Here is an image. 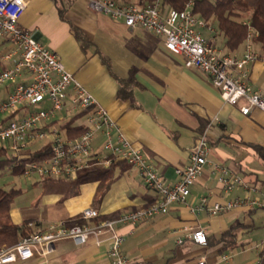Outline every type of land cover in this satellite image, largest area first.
I'll return each mask as SVG.
<instances>
[{"label":"crops","instance_id":"obj_1","mask_svg":"<svg viewBox=\"0 0 264 264\" xmlns=\"http://www.w3.org/2000/svg\"><path fill=\"white\" fill-rule=\"evenodd\" d=\"M125 1L146 4L152 0ZM70 2L62 17L53 0H29L18 26L33 31L59 54L67 69L107 109L125 137L143 152L165 182L178 179L176 168L188 164L191 146L208 131L209 162L192 186L188 201L172 204L167 213L141 222L135 228L121 226L126 255L134 264H196L201 256L209 264H258L256 255L259 257L264 243V171L256 167L255 157L264 160V155H259L254 145L264 148L263 112L253 108L245 115L240 110L241 103L225 102L207 74L187 68L184 58L171 53L163 38L151 30L123 25L92 10L87 0H82L84 6ZM205 34L223 52H243L244 44L231 50L226 47L222 34L208 31ZM120 80L128 83L126 96L119 95ZM248 83L253 89L264 91L261 60L249 65ZM66 102L63 113L57 116L63 117L64 133L63 125L69 120H73L74 126L86 121L85 114L79 116L80 112L69 107L68 99ZM43 106L49 107V104ZM52 123L50 119L48 125ZM101 144L102 137H99L95 147L99 149ZM214 164L238 172L253 187L250 195L261 206H244L215 215L207 210H195L202 196H208L215 203L247 192L244 186L226 192L216 176ZM92 171L96 172L77 182L75 194L68 191L76 179L44 181L17 177V188L23 192L11 207L12 222L22 224L32 220L38 224L36 230L46 231L60 221L71 225L82 223L78 218L87 207L97 209L100 218H110L147 206L155 199V193L145 186L137 169L126 161L97 165ZM22 182L28 183L25 190L19 185ZM240 224L245 227L234 247L227 251H222V244L203 246L186 237L201 227L208 237L217 239L224 231ZM223 254L232 255L230 263L223 262ZM9 264L112 263L105 245H96L92 239L77 245L71 239H64L45 257Z\"/></svg>","mask_w":264,"mask_h":264},{"label":"built area","instance_id":"obj_2","mask_svg":"<svg viewBox=\"0 0 264 264\" xmlns=\"http://www.w3.org/2000/svg\"><path fill=\"white\" fill-rule=\"evenodd\" d=\"M28 1L0 0V151L5 149L7 156L20 161L33 151L34 143L50 144V157L25 163L24 172L18 176L24 179L74 180L97 165L109 166L123 160L137 169L145 186L155 193V199L147 206L110 218H100L97 209L87 207L80 213L78 219L83 221L80 224L60 221L46 231H34L14 245L0 247V264L45 257L64 239H71L77 245L92 239L96 245L106 246L112 264H134L123 250L125 234L121 226L135 228L141 222L167 213L172 204L188 201L192 186L209 162L208 131L206 129L191 146L188 164L176 168L178 179L165 182L143 152L125 137L107 109L67 69L59 54L33 31L19 28L18 21ZM87 1L92 10L123 25L142 27L161 36L171 53L184 58L187 68L199 69L210 77L225 102L241 103L243 114H250L253 108L264 114V91L253 89L248 83L249 65L257 60L264 64V55L255 49L258 31L249 19L243 20L248 26L243 52L236 54L223 52L205 36L204 31L214 33L215 28L194 11L196 0H187L181 10L165 7L163 0L146 4L125 0ZM67 99L71 109L86 115L85 131L73 138L62 132L63 117H57L66 108ZM50 119L54 124L49 126ZM99 137L102 144L97 149L95 144ZM3 158L1 156L0 160ZM214 171L226 192L239 186H244L247 192L244 196L215 203L208 196H202L195 210H207L215 215L244 206H261L250 195L253 187L247 185L238 172L218 164H214ZM28 226L33 227L34 223L29 222ZM186 237L195 244L207 245V234L201 227ZM181 242L183 240H179ZM231 259V254L222 255L225 263H230ZM196 264L209 262L201 256Z\"/></svg>","mask_w":264,"mask_h":264},{"label":"trees","instance_id":"obj_3","mask_svg":"<svg viewBox=\"0 0 264 264\" xmlns=\"http://www.w3.org/2000/svg\"><path fill=\"white\" fill-rule=\"evenodd\" d=\"M53 1L57 4L59 14L64 17V13L68 9V6H60L58 4L59 0ZM186 2L187 0H163V5L165 7H172L181 10L184 8ZM71 3L72 2L69 4ZM243 8L249 10V14L245 18L242 17L240 12V9ZM194 11L200 17L205 19L209 25L214 26L216 34L220 33L225 37V45L231 50L237 49L244 43L248 33V26L243 23V20L249 19L253 28L258 31V37L255 40V49L257 51L260 49L262 53H264V0H196ZM79 38H82V36ZM102 58L109 69H111L108 60L104 56H102ZM120 83L121 87L119 89V95H128L129 91L126 88L128 83L125 80H120ZM82 114L84 113L80 112L78 115L80 116ZM63 127L65 129V134L71 138L77 137L85 131L83 125L74 126L72 119L66 122ZM254 146L257 148L259 155H264L263 147L258 145ZM51 155L52 149L48 143L33 150L28 154L27 158L20 161H16L7 156L5 149H3L0 151V157H4L0 160V176L4 173H8L18 177L24 172L26 162L44 160ZM95 172L89 171L76 178L69 188L68 193L75 194L77 192V182ZM43 180L48 181L50 179L45 178ZM22 192L23 190L21 188L0 187V247L14 245L24 237L36 231V228H38L37 223H34L33 227L28 226V223L32 220H26L22 224H14L11 220V207L15 199L20 196ZM244 227L245 226L242 224L232 226L230 229L224 231L217 239L207 236V245L213 246L222 244V251L230 250L234 247L238 235ZM258 264H264V243L259 252Z\"/></svg>","mask_w":264,"mask_h":264},{"label":"rangeland","instance_id":"obj_4","mask_svg":"<svg viewBox=\"0 0 264 264\" xmlns=\"http://www.w3.org/2000/svg\"><path fill=\"white\" fill-rule=\"evenodd\" d=\"M69 1H71V0H59L58 1V4L60 6L61 5L68 6V4H69L68 2ZM73 1L75 2V4L83 5L82 0H73ZM86 10L88 11L87 8H86ZM240 12H241V15H242L243 18H245L249 14V10L248 9H245V8L240 9ZM204 34H205V31H204ZM205 36L207 37L206 34H205ZM42 143L43 142H38V143L36 142V143H34V145L32 146V150H35V149L41 147ZM255 162H256V167L261 168L264 171V160H261V159L255 157ZM16 181H17V177L16 176H14L12 174L4 173L2 176H0V187H4V188L16 187L17 188L18 187V184L16 183ZM27 184L28 183H23L22 182L19 185H21L22 187H24V190H25ZM256 259H259L258 254L256 255Z\"/></svg>","mask_w":264,"mask_h":264}]
</instances>
